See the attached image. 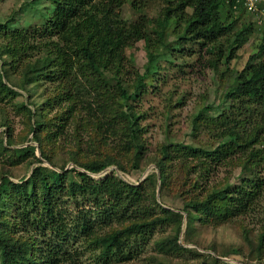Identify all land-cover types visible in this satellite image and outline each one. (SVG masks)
<instances>
[{"label":"rangeland","instance_id":"rangeland-1","mask_svg":"<svg viewBox=\"0 0 264 264\" xmlns=\"http://www.w3.org/2000/svg\"><path fill=\"white\" fill-rule=\"evenodd\" d=\"M180 1L169 0L173 11L165 28L156 25L165 0H137L135 8L126 0L119 9L123 20L134 21L143 16L149 21L147 39L125 49L128 71H124L122 80L129 91L133 90L135 72L141 75L146 71L147 53L154 55L138 95L121 106L131 105L139 115L137 151L126 148L127 120L117 115L121 107L113 81L102 85L93 75H83L76 65L64 77L58 62L52 61L44 70L49 77L44 74L38 81L23 84L27 66L46 62L42 28L52 6L49 0H0V24L6 25V30L0 32V80L16 93L0 92V177L6 175L14 182L21 181L40 165L65 173L67 188L69 180L79 179L77 172H85L96 183L112 175L125 183L139 185L140 210L147 219L162 216L163 208L173 212L170 214L173 220L166 219L130 236L108 256L101 257L100 249L91 245V237L119 229L125 223L118 224L114 219L106 223L95 213V206L78 193L70 195L63 188L54 197L55 208L60 210L63 221L73 223L79 209H91L87 216L95 233L89 238L79 236L73 227L70 230L73 238L66 247L69 252L57 264H264V242L259 243L264 228V129L256 135L255 143L245 148L231 147L217 161L175 151L171 145L167 147L170 153L163 162L162 177L157 168L163 145L187 144L213 150L226 142L228 136L221 133L219 121L230 113L236 120L246 117L243 126L238 127L243 136L240 142L254 134L250 123L260 122L264 117V103L257 104L251 113H240L238 101L225 95L235 83L236 73L257 51L261 29L253 25L248 39L234 51L233 57L211 67L204 45L190 36L177 38L185 28L184 19L191 13L189 7L184 10L177 7ZM224 10L220 7L218 15L222 16ZM234 16L236 27L249 22L251 17L245 11ZM47 55L53 57L51 52ZM260 59H264V54ZM63 82H66L64 86ZM67 96L70 98L65 100ZM79 98L91 105L90 112L88 107H81ZM103 98L109 106L105 111L98 106ZM21 105L31 110L32 117ZM35 120L42 122L41 136L51 137H42V150L30 132ZM103 121L112 124L108 126L109 133L102 131ZM27 146H34L32 153L19 152ZM251 152L257 155L252 156ZM107 160H114L115 164L107 165ZM245 163L263 181L249 209L224 219L188 220L183 204L191 199L201 200L213 189L239 184L241 177L248 174V169L244 171ZM109 198L104 195L100 205L104 202L108 206ZM38 206L36 202L37 210ZM17 210L18 207L9 203L2 215L10 220L9 232L29 238L34 246H42L49 231L31 226L27 227L29 231L22 230ZM126 210L129 207L125 205L119 208L130 217V211L126 213Z\"/></svg>","mask_w":264,"mask_h":264},{"label":"trees","instance_id":"trees-1","mask_svg":"<svg viewBox=\"0 0 264 264\" xmlns=\"http://www.w3.org/2000/svg\"><path fill=\"white\" fill-rule=\"evenodd\" d=\"M125 1L49 0L52 12L42 28L45 37L43 45L47 48L44 56L48 58H46L47 63L27 66L26 73L24 72L22 77L23 84L38 81L39 78L44 77V74L46 78L49 77L44 70L54 63L52 61H57L59 70L64 77L76 65L84 72L83 75L86 73L93 75L102 85L110 80L113 81L118 91L119 108L122 106V102L126 103L129 99L132 100L137 96L139 89L143 86L144 73L149 70V63L154 59V55L150 52L147 53L146 71L141 75L135 72L133 90L129 91L122 80V74L128 71L125 49L139 40L147 39L146 25L149 21L143 16L134 21L123 20L120 17L119 9ZM129 2L131 7H137V0H129ZM168 2L169 0H165L162 16L156 24L163 28L173 11ZM234 3L235 0H181L177 6L180 10H184L186 7L191 8V13L184 19L185 28L177 38L190 36L195 38L201 46L204 45L205 53L210 56L207 63L211 67L222 60L228 62L233 57L234 51L246 42L253 30V25H255L250 17L249 22H241L238 27L235 26L236 20L232 19V15L233 18H236L234 15L243 14L244 11L240 4H237V9L233 10ZM220 7L226 9L222 16L218 15ZM5 30L6 25L1 23L0 32ZM160 32L162 31L160 30ZM50 52L53 57H48L47 53ZM263 54L264 29L260 33L257 51L249 56L244 68L236 73L235 83L228 88L225 94L226 97L238 101L237 109L240 113L242 111L251 113L257 104L264 103V59L259 60ZM65 83H61L62 86ZM100 84L98 86H102ZM103 90L106 92L107 89L103 88ZM0 92H5L3 95L16 94L1 80ZM69 98L70 96H67L65 100ZM106 100L103 98V103L98 104L100 109L109 107ZM79 102L81 107H88V112H90L92 108L90 104H85L82 98H79ZM21 109L27 111L29 117H32L33 113L26 105H21ZM117 115L127 120L125 124L126 148H135L139 151V115L128 104L124 108L121 107ZM244 119L236 120L233 113L224 116L219 121V126L221 133L228 136V140L220 143L213 150L192 147L187 144L163 145L160 150L161 157L156 162L161 177L164 175L163 162L170 153L167 147L171 145L174 146L175 151H183L193 157L202 156L210 161H217L225 157L231 147L245 148L255 143L256 135L264 129V117L260 122L252 121L250 123L253 125L251 129H254V134L240 142L243 136L239 134L238 127L243 126ZM100 124L104 133L110 132L111 129L108 126L111 127L112 124H109L108 121L106 123L103 121ZM41 131L42 122L33 121L30 132L33 133V139L37 141L42 150V137L46 139L51 137L47 134L41 136ZM53 135L55 134L53 133ZM33 149L34 146H27L19 152H23L24 155L27 151L32 153ZM254 155L257 153H252V156ZM106 163L107 165L115 164V161L107 160ZM246 163L243 166L244 171L248 169V174L241 177L239 184L213 189L207 192L201 200L191 199L185 202L183 210L188 214V220L192 217L200 221L206 217L224 219L238 215L239 211L249 209V205L253 203L263 181L252 171V167L245 166ZM65 176V173L38 165L32 169L29 177L21 181L14 182L6 175L0 177V264H57L61 257L67 256L69 252L66 247L73 238L70 234L73 227L79 236L89 238L92 236L91 234L95 233L92 221L87 216L92 211L91 209H79L74 215L73 223L63 221L60 210H57L54 205V197L63 188L70 195L78 193L85 199V202L95 206V213L106 223L113 219L117 220L118 224L125 223L119 229L91 237L90 243L100 249L101 257L108 256L123 240L130 236L140 234L156 223L172 219L170 214L173 212L166 208L162 209V216L147 219L146 213L140 210L139 185L125 183L112 175L96 183L85 172H77L79 179L69 180L66 188L64 185ZM104 195L110 197L111 202L108 206L104 205V202L100 205ZM36 202L39 203V210L36 208ZM9 203L18 207L16 217L20 219L22 230L29 231L27 227L31 226L41 229L42 232L49 231L47 240L42 242V246H34L28 240L29 238L15 236L9 232L7 228L11 224L10 220L2 216ZM124 205L129 207V210L125 212L130 211V217H126L125 213L119 211V208ZM98 206L102 207L97 209ZM33 209L39 211L40 215L37 216ZM263 242L264 228L259 236V243ZM32 248L40 250L34 252L35 249L32 250Z\"/></svg>","mask_w":264,"mask_h":264},{"label":"built area","instance_id":"built-area-1","mask_svg":"<svg viewBox=\"0 0 264 264\" xmlns=\"http://www.w3.org/2000/svg\"><path fill=\"white\" fill-rule=\"evenodd\" d=\"M237 4H240L243 11L248 13L252 21L261 30L264 29V0H235L232 9H237Z\"/></svg>","mask_w":264,"mask_h":264}]
</instances>
